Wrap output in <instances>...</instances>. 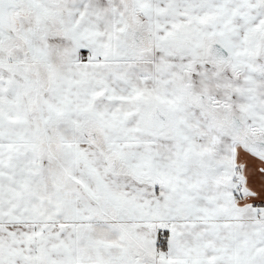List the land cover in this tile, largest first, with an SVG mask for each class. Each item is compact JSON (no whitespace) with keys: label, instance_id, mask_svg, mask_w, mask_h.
Instances as JSON below:
<instances>
[{"label":"snow or ice","instance_id":"obj_1","mask_svg":"<svg viewBox=\"0 0 264 264\" xmlns=\"http://www.w3.org/2000/svg\"><path fill=\"white\" fill-rule=\"evenodd\" d=\"M0 264H264V0H0Z\"/></svg>","mask_w":264,"mask_h":264}]
</instances>
